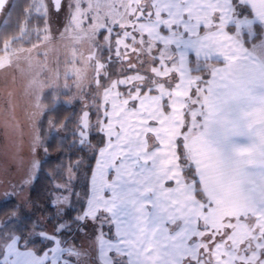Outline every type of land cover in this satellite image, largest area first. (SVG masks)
Wrapping results in <instances>:
<instances>
[{
  "label": "snow or ice",
  "instance_id": "6c2138e0",
  "mask_svg": "<svg viewBox=\"0 0 264 264\" xmlns=\"http://www.w3.org/2000/svg\"><path fill=\"white\" fill-rule=\"evenodd\" d=\"M0 29V72L45 76L0 159V264H264V0H0Z\"/></svg>",
  "mask_w": 264,
  "mask_h": 264
},
{
  "label": "rangeland",
  "instance_id": "374dc122",
  "mask_svg": "<svg viewBox=\"0 0 264 264\" xmlns=\"http://www.w3.org/2000/svg\"><path fill=\"white\" fill-rule=\"evenodd\" d=\"M43 63L44 57L33 55L29 58L27 54H24L20 57L19 71L0 72V159H11L17 151H27L32 132L31 113L34 111L33 106L36 103L35 95L38 94V90L32 86V81L45 79V76L36 77L34 75ZM62 68L63 65H61ZM41 104L42 106L47 105L44 99L41 100ZM52 153L50 158L61 162L62 158L57 154V150ZM0 178L6 179L2 173H0ZM25 195L27 196L28 193L26 192ZM42 209L45 208H38L32 202L30 207L25 205L20 211L28 220L34 219ZM5 217H2L0 221Z\"/></svg>",
  "mask_w": 264,
  "mask_h": 264
},
{
  "label": "trees",
  "instance_id": "16d2710c",
  "mask_svg": "<svg viewBox=\"0 0 264 264\" xmlns=\"http://www.w3.org/2000/svg\"><path fill=\"white\" fill-rule=\"evenodd\" d=\"M16 19L15 13H13L12 17L9 20L10 24H14ZM13 29H0V39H8L9 35H11ZM61 100H66L68 97L61 96ZM46 106L51 104V97H47L44 99ZM76 110L79 109V105H75ZM73 109L65 107L64 105H60L55 112L48 113V116L45 118V129L47 128V118L56 117L57 120H62V118L71 112ZM49 151L54 152L59 147V139L58 137H54L49 141ZM60 160L55 158H47V162L44 165L43 171L40 173L39 180L35 183V185L31 189V200L38 208H47V190L51 187L52 180L49 179L48 174H52L54 177L56 175V166ZM60 163V162H59ZM15 203V200H9L7 202H0V209L11 207ZM8 213L4 211H0V219L5 217Z\"/></svg>",
  "mask_w": 264,
  "mask_h": 264
}]
</instances>
